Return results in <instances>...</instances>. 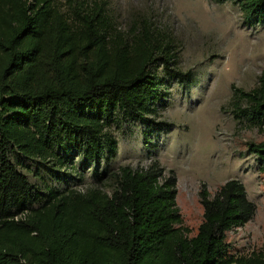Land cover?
<instances>
[{
    "label": "trees",
    "instance_id": "obj_1",
    "mask_svg": "<svg viewBox=\"0 0 264 264\" xmlns=\"http://www.w3.org/2000/svg\"><path fill=\"white\" fill-rule=\"evenodd\" d=\"M231 1L264 22V0ZM191 76L172 33L148 19L119 29L105 0H0V264H264V248L236 255L228 240L257 213L239 179L201 185L193 234L176 175L157 159L112 171L108 191L44 194L18 167V157L53 171L77 155L111 160L119 120L146 125L156 148L151 134L169 128L158 120L166 78ZM233 90L235 116H254L264 132V70L252 89ZM248 148L264 174V140Z\"/></svg>",
    "mask_w": 264,
    "mask_h": 264
},
{
    "label": "rangeland",
    "instance_id": "obj_2",
    "mask_svg": "<svg viewBox=\"0 0 264 264\" xmlns=\"http://www.w3.org/2000/svg\"><path fill=\"white\" fill-rule=\"evenodd\" d=\"M58 1L67 8L68 0ZM105 1L119 29L148 19L172 33L180 68L192 72L191 80L166 78L162 87L167 107L158 120L169 128L151 134L156 148H150L144 140L146 125L119 120L112 128L117 152L111 160L97 164L77 155L69 167L53 171L37 160L18 157L19 169L44 194L49 187L85 192L99 186L108 191L112 171L157 159L176 175L177 203L193 234L203 215L201 185L215 192L236 178L245 185L257 213L229 232L232 253L264 248V174L258 156L248 148L250 141L264 140L263 125L252 115L236 117L230 104L233 88L252 89L264 70V22L246 21L231 0Z\"/></svg>",
    "mask_w": 264,
    "mask_h": 264
}]
</instances>
